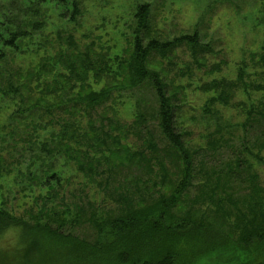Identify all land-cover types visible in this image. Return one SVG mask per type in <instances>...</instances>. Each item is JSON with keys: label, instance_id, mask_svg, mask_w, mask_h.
<instances>
[{"label": "rangeland", "instance_id": "1", "mask_svg": "<svg viewBox=\"0 0 264 264\" xmlns=\"http://www.w3.org/2000/svg\"><path fill=\"white\" fill-rule=\"evenodd\" d=\"M261 1L81 0L80 16L74 25L59 19V11L52 5H42L40 19L43 20V28L23 42L22 45L26 42L31 56L19 54V58H26H23L22 68L17 72L22 71V76H29L27 81L22 82L28 93L48 102L77 98L67 102L73 109L77 107L80 110L74 111L73 116L59 114L60 111L54 115L58 123L64 120L65 128L53 132H48L47 128L41 136L29 132V136L35 142L43 143V140L50 139L48 136L51 133L58 134L69 128V119H75L80 131L67 135V139L74 136L68 140L69 147L59 148L60 157L40 156L38 165L42 171L38 173L39 179L35 180L37 185L43 182V174L51 172L57 173L59 183L37 188L34 182L27 180V162L19 157L23 155L27 158L28 152H11L17 140H11L8 134H4L1 126L5 125L6 119L0 118V157H3L4 164L0 166V198L5 206L16 216L36 221L45 197L50 196L44 202L46 206L60 204L63 210L68 206L72 214L67 215V220L72 232L87 241H95L99 229L104 235L106 220L122 212V208L129 207V203L145 212L150 206L156 209V202L159 203L161 196L171 195L173 189L169 188L172 183L177 185L180 181L181 167L177 157L172 158L167 142L159 134L152 88L146 83L128 90L130 86L125 83V76H121L117 63L118 59L126 58L130 49L135 7L138 2H147L151 5L152 27L160 35V40H171L197 30L200 42L206 46L198 50L196 58L191 57L183 45L165 57L154 54L149 61L148 67L155 70L170 89L178 90L180 87L185 92L180 89L177 100L183 104L180 123L191 144L189 149L194 157V172L190 188L172 208V213H185L189 205L197 222L218 227L215 233L220 244L225 242L224 239L229 240L227 237L238 242L240 232L232 228L236 223V214L245 212L251 206L264 213V119L253 113L254 117L247 120L245 112L250 105L254 109L253 103L258 104L264 98L262 93L251 88L252 83H262V79L254 82L259 81L256 71L259 76H264V28L257 19ZM68 36L77 44L76 50L87 52L89 58L92 55L101 58L106 68L101 72L103 76L96 77L89 72V75L86 73L87 85L82 83V71L67 62L69 46L65 37ZM38 41L43 46L39 51L33 46ZM64 51L66 57L60 59L64 57ZM41 62L51 65V73L49 69H43L37 75L36 68ZM69 69H72L73 75L67 71ZM239 70L245 76L243 80L248 85V91L238 87L231 102L224 107L214 105L209 113L206 101L214 94H206L199 88L212 80L236 83ZM58 73L64 74L59 78ZM89 89L96 93L105 92L106 98L101 105L83 110L78 97L86 95ZM171 92L174 93V90ZM141 117L146 118L145 131V128L140 129ZM90 121L112 136L108 139L101 137L105 143L101 145H93L86 138L91 148L81 147L83 150L79 152V143L74 144L75 135L80 137L81 133L88 131ZM148 130L153 135V149L147 143ZM112 137L118 142H110ZM243 142L249 147L251 155L246 156L240 150ZM143 153L155 160L150 164L143 163L139 160ZM36 155L39 156L37 150ZM76 157L78 162L74 160ZM241 157L248 164L238 167L237 177L232 180L231 170H236ZM48 187L52 190L48 191ZM218 197L221 199L216 201ZM76 202L85 208H90L91 204L95 212L71 223L75 212L72 204ZM218 212L227 213L223 226L217 222L222 223ZM215 213L217 221L213 218ZM93 221L98 222L100 228H96ZM15 242L16 235L8 233L0 240V247ZM245 248L242 244L239 249L245 252L244 256L250 264L263 260V252L248 254ZM230 251V247L221 250L218 259L225 262L241 258L240 252L234 256Z\"/></svg>", "mask_w": 264, "mask_h": 264}, {"label": "trees", "instance_id": "2", "mask_svg": "<svg viewBox=\"0 0 264 264\" xmlns=\"http://www.w3.org/2000/svg\"><path fill=\"white\" fill-rule=\"evenodd\" d=\"M261 2L260 16L257 19L264 28V1ZM45 3L59 11V19L66 20L68 24H76L80 16L81 0H0V118L6 119L1 130L3 129L4 134H8L11 140H17L11 152H28L27 158L23 155L19 157L27 162L26 171L29 176L27 180L34 182L37 188L52 186L54 182L55 185L59 183L57 173L51 172V174H43V182L37 185L35 180L39 179L37 178L38 173L42 171L38 165L40 156L51 159L60 157L61 149L59 148H65L66 145L69 147L68 140L74 136L67 139V135L80 131L75 119H69L71 121L69 128L67 127L58 134H49L50 139L43 140V143H37L32 136H29V132L35 136H41L47 128H49L48 132L65 128L64 120L58 123L54 115L60 111L59 114L73 116L74 111L80 110L77 107L73 109L67 102L75 101L77 98L48 102L36 97L35 94L28 93L24 90L25 84L22 82L27 81L29 76L26 74L22 76V71L17 72L19 68H22L23 58L31 54L30 49L26 47V42L22 45L23 42L31 39L43 28L44 23L40 18H42V5ZM133 20L130 49L126 58L118 59L117 63L121 76L122 74L125 76V83L130 86L128 90L139 88L146 83L152 88L159 134L167 142L172 158L177 157L180 162V181L177 185L172 183L169 188L173 189L171 195L161 196L159 203L156 202L158 204L156 209L155 206H150L145 212H141V209L129 203V207L122 208V212L110 216L104 225V235L102 229H99L96 235L98 238L95 241H87L74 234L67 220V215L72 214L71 209L65 206L63 210V205L60 207V204L47 207L44 202L50 199V196L45 197L46 200L43 201L39 218L36 221H29L24 217L14 215L0 198V240L8 233L16 235L14 244L7 243L8 245L3 248L0 247V264H250L248 258L244 256L245 252L239 249L240 245H245L248 254L264 253V213L252 206L245 212L239 211V214L235 216L236 223L232 228L240 232L238 242H233L227 237L229 240L224 239L225 242L222 244L215 233L217 230L215 228L218 227L211 223L206 226L197 222L191 206H186L188 210L185 213L179 215L172 213V208L180 202L190 188L191 174L194 172V157L189 149L191 144L188 141V134L183 131L180 123L183 104L177 100V92L180 94V89L181 92L183 90L180 87L178 90L170 89L167 82L155 70L148 67L149 61L154 54L165 57L183 45L186 46L191 57L196 58L198 50L206 46L200 42L197 30L190 34L173 37L171 40H160V35L158 36L152 27L151 5L147 2H138ZM65 42L69 46L67 62L69 65L78 66L82 71V83L87 85L86 73L89 75L91 72L90 75L96 77L103 76L101 72L106 68L102 65L100 57L92 55L89 58L86 56L87 52L76 50L77 44L70 36L65 37ZM33 46L37 47L38 51L43 47L41 41L34 43ZM20 53H25L26 57L19 58ZM66 54L64 51V57L60 59H65ZM12 65L13 68H10ZM50 66V64L41 62L36 68L37 75H40L43 69H49ZM71 70L67 71L73 75ZM48 72L51 73V70L49 69ZM62 74L64 73H58L57 77L60 78ZM255 74L259 81L254 82H260L262 79V83H252L251 88L262 93L261 97H264V76H259L257 71ZM243 77H245L244 74L239 70L236 83L212 80L199 88L206 94L215 95L206 101L209 105V113L212 106L224 107L231 102L238 87L248 91V85ZM82 88L86 87L82 85ZM172 90L174 93L171 92ZM105 98V92L96 93L91 89L86 95L78 97L80 104H83L81 106L83 110L101 105ZM253 105L254 109L250 105L245 111L247 120L254 117L253 113L264 119V98L258 104L253 103ZM145 121L146 118L141 117L140 129L145 128L144 131L146 130ZM91 122H89L88 131L80 134L82 140L79 135H75L74 144L79 143V152L83 150L81 147L91 148V143L86 138L91 140L93 145L96 143L101 145L105 144L101 137L108 139L112 136L108 135L101 126L97 128ZM152 136L148 130L147 143L151 149L155 144ZM110 142L117 143L118 141L112 137ZM36 150L39 156H35ZM240 150L246 156L251 155L249 147L244 142ZM74 160L79 161L78 157ZM139 160L150 164L155 159L143 153ZM2 162L3 157H0V166L4 165ZM245 163L248 164L247 160L242 157L237 161L236 170L232 169L230 173L232 180L237 177L238 167ZM161 167L164 169V165ZM51 190L48 187V191ZM220 199L218 197L216 201ZM89 206L90 208H85L77 202L72 204L75 212L70 222H78L90 212H95L94 207H91V204ZM218 213L222 217L223 224L217 221L216 213L213 218L223 226L227 213ZM92 224L100 228L98 222L93 221ZM255 242H260L262 245H256ZM227 247L231 248V255L237 256L240 252L241 258L227 259L225 262L218 259L221 250H226ZM256 264H264V257Z\"/></svg>", "mask_w": 264, "mask_h": 264}]
</instances>
